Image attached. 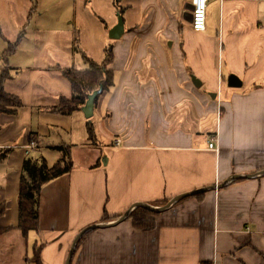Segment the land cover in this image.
Returning a JSON list of instances; mask_svg holds the SVG:
<instances>
[{"label": "crops", "instance_id": "1", "mask_svg": "<svg viewBox=\"0 0 264 264\" xmlns=\"http://www.w3.org/2000/svg\"><path fill=\"white\" fill-rule=\"evenodd\" d=\"M113 3L124 32L91 117L83 105L68 115L50 109L70 97L61 71L74 67L40 53L15 59L19 45L13 64L0 62L4 90L21 102L15 114L0 112V226L12 227L0 236V264H36L37 250L42 264H65L76 235L96 223L107 225L82 234L70 264H264V174L232 178L264 170V0H209L203 31L184 17L191 0ZM76 42L77 32L72 52ZM232 74L238 86L228 85ZM58 147L73 167L42 187L38 229L24 237L22 163L43 156L51 165ZM189 192L150 210L151 228L133 227L134 204L158 208ZM105 213L116 218L101 222Z\"/></svg>", "mask_w": 264, "mask_h": 264}, {"label": "rangeland", "instance_id": "2", "mask_svg": "<svg viewBox=\"0 0 264 264\" xmlns=\"http://www.w3.org/2000/svg\"><path fill=\"white\" fill-rule=\"evenodd\" d=\"M113 1L0 0L2 66L13 64L15 61L13 55L19 45L22 50L15 59L40 53L48 62H57L56 64L60 63L61 66L77 69L87 68L88 63L83 60L81 53L75 50L72 52V38L75 32H77L76 45L100 63L105 58L104 48L111 46L115 40L109 36L110 29L118 20V12ZM125 5V1L120 4V6ZM10 47L13 51L6 63L2 56ZM2 72L3 68H0V74ZM28 73L24 72V75ZM63 81L67 83L64 79ZM92 120H96V116L92 117ZM80 127L79 121L73 122V130L78 134ZM106 130L103 127L101 140L107 139L108 130Z\"/></svg>", "mask_w": 264, "mask_h": 264}, {"label": "trees", "instance_id": "3", "mask_svg": "<svg viewBox=\"0 0 264 264\" xmlns=\"http://www.w3.org/2000/svg\"><path fill=\"white\" fill-rule=\"evenodd\" d=\"M121 15L122 8L116 5ZM15 50V49H14ZM12 47L6 49L3 55L7 62L11 55ZM78 51L85 62L88 63L86 69L69 68L61 71L62 75L69 81L71 86L70 97H60L58 103L50 109L54 112L68 115L72 111L79 109L85 104L87 97L94 90L102 87V91L107 89L113 82V74L110 70L112 62L111 47L105 48V58L97 63L90 56L85 54L79 47ZM6 76L0 75V112L15 114L21 102L17 95L6 92L3 88V82ZM101 91V92H102ZM100 92V93H101ZM99 93V94H100ZM96 96L95 100L98 98ZM95 102V101H94ZM88 137L94 141L95 131L92 123L87 126ZM62 150L61 156L51 165H49L43 156H27L23 163L19 182V191L17 194L18 222L16 228L25 237L29 231L37 230L39 226V204L42 187L48 182L68 173L73 167L69 149L58 147ZM166 200L158 201L157 205H163ZM5 206L0 204V216L4 213ZM153 212L137 206L130 213L133 227L138 229H149L154 225L152 218ZM116 217H110L106 213L102 216V221L112 220ZM12 227H1L0 236ZM34 261L36 264H42L39 259L38 250L35 252Z\"/></svg>", "mask_w": 264, "mask_h": 264}, {"label": "water", "instance_id": "4", "mask_svg": "<svg viewBox=\"0 0 264 264\" xmlns=\"http://www.w3.org/2000/svg\"><path fill=\"white\" fill-rule=\"evenodd\" d=\"M184 17H185V19L187 21L191 22V18H192V4L191 3H188L185 6ZM123 32H124L123 18L118 13V20H117L116 24L110 29L109 36L111 38H114V39H119L121 37V35L123 34ZM191 78H192L193 82L196 83L197 79L195 77H193V76H191ZM227 81H228V85H230V86H238L240 84L239 83V79L237 78V76H235L233 74L228 76ZM101 91H102V87H99L98 89L94 90L92 93H90L88 95L87 100H86L85 104L82 107V111H83L85 117L89 118V117L92 116L95 98ZM263 174H264V170H261V171H257V172H254V173H251V174H247V175H235L232 178L233 179H239V178H246V177H251V176H256V175H263ZM218 187H219V185H213L211 187H208V189H216ZM204 190H206V188L205 189H198V191H195V193H198V192L204 191ZM192 194H194V192L193 193L189 192V193L181 194V195L177 196L176 198L172 199V201H169L165 205H163L161 207H158V208L151 207V206H149V205H147L145 203H136L133 206H136V207L140 206V207L146 208L148 210L157 212V211H161L162 209H165L166 207H168L175 200H178L180 198H183V197H186V196H189V195H192ZM129 212H130L129 210L126 211L123 215H121V217H119L116 221H114L111 224H117V223L123 221L129 215ZM106 225L107 224H104V223H96V224H92V225H89V226L83 228L76 235L75 239L73 240V243H72L71 248L69 250V253L67 255V259H66V263L65 264H70L72 256L74 254V250H75V248L77 246V243L79 241V238L82 236V234H84V232H87V231H89L91 229L102 228V227H105Z\"/></svg>", "mask_w": 264, "mask_h": 264}, {"label": "built area", "instance_id": "5", "mask_svg": "<svg viewBox=\"0 0 264 264\" xmlns=\"http://www.w3.org/2000/svg\"><path fill=\"white\" fill-rule=\"evenodd\" d=\"M209 0H191L192 4V18L191 26L196 31H203L206 27V7ZM222 1V0H220ZM214 138H211L209 142V148L214 147ZM116 144H119V139L116 140Z\"/></svg>", "mask_w": 264, "mask_h": 264}]
</instances>
